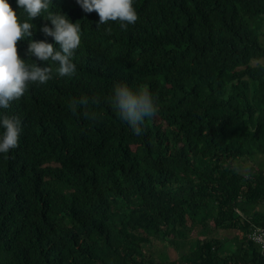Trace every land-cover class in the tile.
Segmentation results:
<instances>
[{
  "label": "trees",
  "instance_id": "16d2710c",
  "mask_svg": "<svg viewBox=\"0 0 264 264\" xmlns=\"http://www.w3.org/2000/svg\"><path fill=\"white\" fill-rule=\"evenodd\" d=\"M133 6L125 31L97 27L76 0L50 3L80 24L77 71L60 77L31 57L54 78L4 112L22 131L0 154V264H264L251 239L264 227V0ZM47 14L31 39L59 50L40 31ZM117 83L146 84L157 100L142 135L110 102ZM81 97L94 120L70 110Z\"/></svg>",
  "mask_w": 264,
  "mask_h": 264
},
{
  "label": "clouds",
  "instance_id": "9594fccd",
  "mask_svg": "<svg viewBox=\"0 0 264 264\" xmlns=\"http://www.w3.org/2000/svg\"><path fill=\"white\" fill-rule=\"evenodd\" d=\"M52 0H16L17 6L27 15L21 22L19 15L8 0H0V154H7L18 147L22 121L17 116H10V112L28 90L29 84L45 85L52 80L53 72L50 66L40 67L31 57L38 61H51L57 64L56 73L60 77H71L77 69L72 62L75 50L81 45V28L79 22L73 23L62 12L49 11ZM85 13L95 12L99 16V24L118 22L122 30L129 25H135L138 14L134 8V0H76ZM43 16L50 21L51 26L45 24L40 31L47 37H52L59 46L46 41H36L33 36L34 24L32 21ZM109 31L111 29L109 28ZM28 41V63L21 58L18 43ZM110 102L116 110L117 116L127 122L134 130V135H142L143 124L146 118H154L158 113V104L153 93L146 84H140L135 90L127 84H115ZM90 99L81 97L70 102V110L77 113L78 108L84 109L86 119H95V114L88 111ZM91 103H98L92 100Z\"/></svg>",
  "mask_w": 264,
  "mask_h": 264
},
{
  "label": "built area",
  "instance_id": "2783aa9c",
  "mask_svg": "<svg viewBox=\"0 0 264 264\" xmlns=\"http://www.w3.org/2000/svg\"><path fill=\"white\" fill-rule=\"evenodd\" d=\"M251 239L261 247L264 254V227H256L251 233Z\"/></svg>",
  "mask_w": 264,
  "mask_h": 264
},
{
  "label": "rangeland",
  "instance_id": "374dc122",
  "mask_svg": "<svg viewBox=\"0 0 264 264\" xmlns=\"http://www.w3.org/2000/svg\"><path fill=\"white\" fill-rule=\"evenodd\" d=\"M263 38H264V36H263ZM245 164H246L247 168H250L251 166H253L252 162H249V161H245ZM230 232L231 231H223L221 236L222 237H226V236L232 237V234ZM228 246L235 248V244L232 241L228 242Z\"/></svg>",
  "mask_w": 264,
  "mask_h": 264
}]
</instances>
